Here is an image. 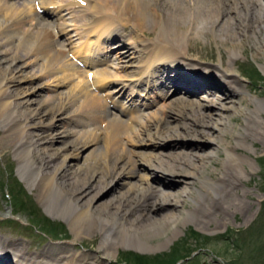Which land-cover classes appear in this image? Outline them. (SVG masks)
<instances>
[{"label":"bare ground","instance_id":"1","mask_svg":"<svg viewBox=\"0 0 264 264\" xmlns=\"http://www.w3.org/2000/svg\"><path fill=\"white\" fill-rule=\"evenodd\" d=\"M69 1L70 8H79L84 5V12H91L96 15L101 14L102 18L94 24L99 25L98 29H96L98 32H94V34H97L95 37L96 41L97 43L99 42L97 53L89 52L90 47L86 45L88 49L84 44L77 47V50L71 48L72 43L75 41L74 36L67 37L65 34L68 31L70 34L74 32L73 26L70 25V22L69 24L58 21V19H62L65 16L61 14L62 9L55 6L57 4L56 0H0V36L5 40L4 43L10 46L13 41L18 39L17 42L21 47L22 43L28 39L33 31L35 32L33 35H37L34 39L38 41L33 45L34 48L28 49V52L25 50V54L20 53L24 51L23 49V51L18 50L20 52L15 55L14 59L23 61L25 56H32L35 51H38V55L44 54L45 64H42L43 72L47 74L54 73L56 70L55 65L57 66L58 63H61L63 59L67 60L66 57L69 54H73L75 58L79 57L78 60H81L80 56L86 53L90 56L93 55L90 57L91 59L94 57L95 59L101 58V61L102 57L105 56L103 57V61H105L109 56H107V39L103 40V38L105 39L116 28L113 27V22L109 24L108 19H106V23L103 15H105L104 13L108 15L110 12H115L118 18L122 19L128 16L130 22L133 23V31L129 41L134 43L136 47L134 49L126 47V49L120 51L119 57L117 56L111 62V68H114V65L115 67L117 66L116 70L118 72L121 67L120 63L124 64L122 67L127 75L137 73L132 77L146 76L144 82L151 87L152 93L155 95L160 93V95L165 97H168L166 92L175 87V81L180 84L181 80V82L183 81L189 86H192V84L203 85V89L206 91L204 92V101L209 102L211 107L218 105L221 111L217 112L219 116L215 120L213 116L216 114L207 113L205 111L206 105L204 104L180 105L181 108L180 106L176 108L170 102L167 109L172 111L167 116L159 117L167 111L162 114L160 112H147L139 113L140 116L134 120L133 118L122 119L118 116L113 117L115 114H107L106 119L102 117V120H105L104 124L102 123L103 126L95 127L101 123L99 107L103 105V102L100 94H91V90L87 88V85L90 84L91 87H95L99 91L100 88L115 77L113 70L107 68L94 73L88 70L85 76L82 70L73 64H70L72 65L70 68L65 66L66 70H63L64 77L60 79L62 84L68 80H70L68 81L70 84L72 81L74 84V79L79 75L84 77L85 80L76 83L75 88L68 90L70 94L62 96L59 102L57 100V102H54L51 98L52 100H50L53 103L48 100V102L45 101L46 103L37 105L34 100L32 102L29 91L19 92L20 90H12L19 84L18 79L7 73L11 68V64L8 66V70H5L4 67L2 68L3 64L8 63L9 56L7 58V52L0 51V111L2 110L1 114L4 115V123L9 127L6 133L11 134L14 131H18V133L16 132L19 135L16 137L17 153L23 174L30 177L29 180H31L32 184L39 183L47 203L50 202L55 206L56 214L69 218L75 243L80 242L79 239L84 235L94 233L97 230L104 234L95 253H85L80 256H68L65 254L62 257H55L52 252L54 250H51L39 253L38 257L36 256L35 258H30L29 255L32 254L24 250L25 248L20 250L14 248V244L12 245L9 241H5L0 237V264H4L6 261L4 255L7 256L5 250L9 245L20 253L19 255L16 251L18 256L22 257L21 260L15 261L16 264H90L91 260L109 262L114 257L113 250H119L121 246L135 247L142 251L164 248L165 242L170 241V238L162 241L161 237L163 234L165 236L171 232L172 235H175L178 232L177 230L181 231L182 227L194 222L196 219L193 214L197 210L196 207L192 206L193 208L190 207L192 210H186V205L190 200L196 201V204L200 206L199 201L204 200L206 195L214 194L217 196L215 180L207 175L202 179L201 175H204L203 173L206 171L204 167L206 161L209 162L218 152L213 149L203 157L189 152H183L179 155L174 153L170 158H167L168 160L159 158L155 154L152 155L153 159L146 160L147 153L140 152V150L135 148L148 145L150 142L156 144V140L166 138L189 137L194 140L203 137V139H208L213 143L223 142L221 147L226 153V160L230 161L233 157L231 156L232 150L229 148V144L224 145L225 140L221 139V136L224 133L233 131L243 140L246 137L250 138L253 133V129L250 127L240 126L239 130V127L232 121L235 117H232V115L239 116L241 114L251 119L256 112L251 110L249 105H244L241 102L240 104L236 103L230 96L224 98V100L227 99L226 103H229V106H226L222 102L221 96L215 94H221L225 91L223 89L218 92L216 89H219V87L215 86V84L218 83L222 86L220 81H224L225 77H231L230 73L225 69L220 70L221 66L213 67L209 65V67L203 69L198 64L194 65L193 61L197 62L198 59L193 58L188 52H183L184 50H189L183 49L187 42L192 43L197 40L196 38L204 36L206 33L216 35L223 40H230L233 37L238 39V35L247 34L248 23L244 20V16L245 13H253L254 4H251V0H200L198 6L194 4L196 0H182V4H179L180 1L176 3V0H117L118 3H116L117 1L112 2V0ZM262 6L261 13H257L256 10L253 13V16L258 18L259 23L252 27L261 31L264 27L261 22V18L264 16V4ZM46 12H52L51 15L56 14L58 18L52 17V20H48L46 16L50 15V13ZM237 13L239 14L237 15ZM88 22L85 23L86 25L83 24L85 28H82V32L77 29L75 33L77 36L81 37L85 32V34H91L94 26L88 27L90 25ZM144 23H149L154 30L159 32L160 36L153 41H147L142 38L137 30L145 28ZM67 27L70 28L67 29ZM79 27H82V25ZM123 27L128 26L123 25ZM20 33L21 35L24 33L22 41ZM256 38V47L260 55H262L264 53V34L261 33V36ZM1 46L2 44H0ZM180 47L183 51H181L182 49L180 50ZM125 50L127 51L125 52ZM232 54L234 56L236 53L232 52ZM86 58L83 57L84 61H86ZM136 59L138 60L137 63ZM91 62L94 61L92 60ZM69 63L72 62L70 61ZM84 65L86 68H90L89 65L92 67L93 63ZM129 68L134 69V71H128ZM13 71L15 72L16 69H13ZM202 71L204 72L202 73ZM170 74L172 78L166 76ZM199 77H206L207 79L202 80ZM237 84L239 87L236 94L243 95V99L250 98L249 102L254 103L257 110L264 113V100L256 99L249 91L243 89L244 86L241 82H237ZM141 85L143 83L139 81L137 86ZM142 89L139 88L133 91H136L137 96L141 98ZM210 91L212 92L210 93ZM185 92L189 93L188 91ZM186 93L179 95L188 96ZM107 95L110 99L113 93ZM78 102H81V107L77 111H84V114L79 113L77 117L88 115L89 118H93L92 125L94 127H90L92 128L91 130L89 129L90 132L83 136L82 139L85 137L86 139L78 144L77 153L73 155L72 159L74 161L80 160L82 150L90 147L98 148L96 150L98 152L95 153L94 151L90 154V159L88 158L90 162L85 164L84 170L83 167L77 168L75 165L73 167L68 165L69 155H64L62 150L55 152L52 148L53 142L56 140L55 131L58 128L54 121L69 119L65 115L69 113L70 105ZM192 102L187 100V104ZM147 103L140 104L141 108H145ZM135 104L137 106L138 103ZM125 107L124 109L122 108L123 111L128 109ZM155 113L158 115H155ZM173 114L181 118L182 121L181 123L178 122V126L172 129L168 118ZM73 117H71L72 120H74ZM192 119L193 123L189 122ZM7 127L5 126V129ZM166 134L168 136L163 137ZM172 134H176V136ZM63 135L71 136L72 133L69 130H65ZM129 152L135 155V160L130 158ZM238 160L240 159L236 161L238 162ZM137 163L140 164L137 165ZM145 164L149 166L146 170L151 173L143 172ZM187 167H190L192 171H187ZM157 171L170 175L181 183L183 187L173 191L159 190L150 181L152 175L158 174ZM198 179L202 181L200 183L202 186L201 190H195L192 187ZM113 184L120 185V187L128 184L129 188L126 193L114 196L111 202L105 206L99 200H101L104 192H110L111 188L117 187L113 186ZM193 193L197 197L192 196ZM157 211H164L165 213H161L160 217H156L157 215L154 214ZM98 235L100 234L98 233ZM157 239L161 241L152 247L150 242ZM76 245L74 246L75 249ZM67 249L64 248L65 251ZM60 251L61 249L58 248L57 252Z\"/></svg>","mask_w":264,"mask_h":264},{"label":"rangeland","instance_id":"2","mask_svg":"<svg viewBox=\"0 0 264 264\" xmlns=\"http://www.w3.org/2000/svg\"><path fill=\"white\" fill-rule=\"evenodd\" d=\"M56 1L64 6L68 3L64 0ZM115 1L117 0H112V2ZM199 1L200 0H196L194 4L198 6L200 4ZM250 2L254 4L253 13L255 10L257 13H261L264 0H251ZM116 3H118V1ZM176 3L182 4V0H176ZM83 10H85V7L74 8L73 11L71 10L73 16L71 18L68 17L69 19H67V21L71 23L73 30L78 29L80 32L83 24L87 23L89 19L95 23L102 18L101 14L86 13ZM65 13H68V11H65ZM110 13L108 15L104 13L103 19L107 16L116 17V14H114L115 12ZM253 13H245L244 20L248 23L249 31L247 29V34L238 35V39L237 37H233L230 40L224 39V41L222 38L219 39L216 35L206 33L204 36L196 38V41L192 43L187 42L183 46V49L189 50L183 51L180 47V50L182 49L181 51L188 52L189 55L195 59L197 58L198 61L207 62L206 67H209V65H211L210 63H214L217 65L216 67L221 66L230 73L229 75L233 77L232 80H228V78L225 77L224 82L230 84L232 88L226 87L223 93H215L217 96H221V100L226 106H229V103H226L227 99L224 100V98L230 96L236 103L240 104L241 102L244 105H249L250 109L256 112L255 116L251 119L241 114L239 116L232 115V117L235 116L232 121L239 127V130L240 126L253 129L250 138L246 137L241 140L233 131L224 133V135L221 136V139L225 140L224 145L229 144V148L232 150V159L230 161L226 160V153H224L225 151L223 147H221L223 142L213 143L208 139V141L203 139V137L194 140L189 137L166 138L156 140V144L150 142L148 145L135 148L140 150V152L147 153L148 156L146 160L153 159L152 155L155 154L158 155L159 158L161 157L164 158V160H168L167 158H170L174 153L179 155L183 152L193 153L194 155L198 154L203 157L207 152L213 149L216 150L218 152L217 155L210 159L209 162L206 161L204 165L206 171L201 177L203 179L204 176L207 175L215 180L217 186L216 193H218L217 196L214 194L206 195L204 200L199 201L200 206L196 204V201L192 200H190L188 204L186 203V210L196 207L197 210L193 213L196 219L194 222L182 227L181 231L177 230L176 236L172 235L171 232L165 236L163 234L161 237L162 241L170 238V241L165 242L164 248L153 251H142L135 247L129 248L121 246L119 250H113L114 257L109 262H95L91 260L90 264H264V113L258 111L254 103L249 102L250 98L243 99V95L236 94L238 93L239 87L237 82H241L244 86L243 89L249 91L256 99L259 98L264 100V53L260 55L256 47V37H260L261 33L264 34V27L262 31L252 28L259 23L258 18H256V16L254 17ZM238 14L239 13H237V15ZM92 16H96L94 17L95 19ZM123 18H120L121 20L118 21L117 24L120 26L122 21H124L129 28L133 29V23L130 22L129 17L125 16ZM261 22L264 26V16L261 18ZM74 25H82V27ZM144 26L145 28H139L137 32L144 35L148 40H153L160 36L159 32L154 30L149 23H144ZM121 27L123 28L122 25ZM23 34L24 33L21 35L20 33L21 41ZM33 34H35L34 31L29 35L28 39L22 43L21 47L17 42L18 39L15 40L16 42H12V46H8L7 43H4L5 40L3 37L0 36L2 37L0 38V44H2L0 51L7 52V58L9 56L8 63L3 64L2 68L4 67L5 70H8V66L11 64V68L7 73L11 74L10 76L12 77H17L19 83L12 88L13 91H29L28 93L31 94L30 98L32 102L35 101L37 105L46 103L48 100L50 103H53L51 101L52 99L54 102H59L62 96L70 94L68 90L75 88L76 83L85 80V78L80 77V75L77 76L76 79H74V84L73 81L70 84L68 82L70 80H68L65 85L60 82V79L64 77L63 70H66L65 66L68 67L72 63L73 65L77 64L76 60L72 59L70 56L67 60L63 59L64 61L62 60L57 66L55 65L56 70L54 73L50 74L43 72V65L45 64L44 54L38 55V51H35L32 56H25L26 59L24 58L23 61L14 59L15 55L20 52L18 50H24L20 53L25 54L26 51L28 52V49L34 48L33 45H35L38 40L34 39L37 35ZM75 39V46L82 43L89 44L91 42L90 40L84 39V36L83 38L81 36ZM28 42L29 44L32 42L31 44L33 47L30 46L31 44L29 45ZM18 47L19 49H17ZM232 52L236 54L233 56ZM70 61L72 63H69ZM99 68L107 69L104 65ZM13 69H16V71L14 72ZM95 71L97 70H94L92 73ZM120 71L121 68L118 69V72L114 70V73H119ZM84 72L86 71H83V73ZM88 85L87 88L91 90V94H100V96H103L95 87H91L90 84ZM188 97H190V95H179L174 99L172 98L175 100H172L174 103L171 102V100L166 103L160 101L149 113L160 112L162 114L164 111H167L163 115L160 114L161 116L159 117L169 115V112L172 111L171 109L169 111L167 109L170 102L174 104L176 108L180 105L189 106L198 105L200 103L206 105L205 111L207 113L216 114L213 118L215 120L218 119L217 117L219 115H217V112L221 111L218 105H216V107L209 106L210 103L207 101L205 102L203 99L204 97L200 99ZM42 100H44V102H42ZM101 100L103 101V99ZM187 100L193 102L187 104ZM80 103L81 102L77 104L74 103V105L71 104L68 109L70 111L68 115H66V117L75 115L74 121L76 122L75 119H78L77 121H80L79 124L66 127V125H63V121H54L58 128H56L55 131L56 140L53 142L52 148L55 152L62 150L64 155H69L70 159L68 165L71 167L75 165L77 168L83 167L84 170L86 167L85 164L90 162L88 161V158L90 159V154L94 151L95 153L98 152L96 151L98 148L94 149V147H90L89 149L82 150L80 160L74 161L72 159L73 155L77 153L78 144L86 139V137L82 139L83 136L90 132V127L88 126V123H90L89 118L82 117V119L81 117H77L79 113L84 114V111H77L81 107ZM171 107L173 106L171 105ZM1 112L2 110L0 111V237L5 241H9L12 245L14 244V248L19 250L25 248L24 250L32 254L29 255L30 258L38 257L39 253L51 250H54L52 252L55 254V257H62L65 254L68 256H80L85 253H95L101 243V237L104 235L103 232L100 230L94 231V233L92 232L80 238V242H74L69 218L56 214L55 206L50 202L47 203L44 193L41 192L39 183L32 184L31 180H29L30 177L23 174L19 162L20 159H18L19 155L17 153L18 146L16 144V137L19 136L17 134L18 131H16L17 133L14 131V134L6 133L9 127L4 123V115L1 114ZM100 112L102 113L103 110H100ZM155 115L158 114L155 113ZM139 116L140 115L137 117L132 116L131 118L135 120V118L137 119ZM168 120L170 121V128L172 129L178 126V122L181 123L182 121L181 118L178 116L176 117L174 114L168 118ZM104 122L105 120H101L98 126H103ZM189 122L193 123V119ZM5 126L7 127L6 129ZM65 130H69L72 135H63ZM172 135L176 136V134ZM166 136L168 135L166 134L163 137ZM129 155H131L130 158L132 160L136 159L135 155L132 153L129 152ZM237 159L240 160L237 162ZM138 164L140 163H137V165ZM147 168H149V166L145 164L143 172L148 174L151 173L149 170H146ZM186 170L192 171L190 167H187ZM150 181L159 190L164 189L173 191L183 187L177 180L173 179L170 175L161 173V171L156 175H152ZM201 182V179L196 180V183L192 187L195 190H201ZM114 185L117 186L116 184H113V186ZM128 188V184L111 188L110 192L103 193L104 195L101 196L102 198L99 201L106 206V204L111 202L114 196L126 193ZM192 196L197 197L194 193ZM207 199H209L210 202L209 200L207 201ZM161 213L163 214L165 212L157 211L154 215L160 217L159 215ZM98 233L100 235H98ZM160 241V239H157L150 243L153 247ZM75 245L76 249L74 247ZM14 248L11 247V250H15L16 252L17 250ZM58 248L61 249L60 252H57ZM64 248H68L67 251H65ZM17 254L20 255L18 251Z\"/></svg>","mask_w":264,"mask_h":264}]
</instances>
